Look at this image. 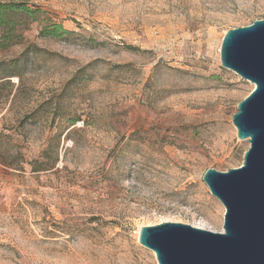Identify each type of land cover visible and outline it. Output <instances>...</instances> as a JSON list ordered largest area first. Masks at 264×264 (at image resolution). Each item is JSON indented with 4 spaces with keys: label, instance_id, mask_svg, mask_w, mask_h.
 <instances>
[{
    "label": "rangeland",
    "instance_id": "obj_1",
    "mask_svg": "<svg viewBox=\"0 0 264 264\" xmlns=\"http://www.w3.org/2000/svg\"><path fill=\"white\" fill-rule=\"evenodd\" d=\"M0 2L42 11L0 48V264H157L140 228L221 232L202 176L241 166L231 118L254 85L219 48L264 0Z\"/></svg>",
    "mask_w": 264,
    "mask_h": 264
},
{
    "label": "water",
    "instance_id": "obj_2",
    "mask_svg": "<svg viewBox=\"0 0 264 264\" xmlns=\"http://www.w3.org/2000/svg\"><path fill=\"white\" fill-rule=\"evenodd\" d=\"M219 61L254 85L231 118L249 148L240 167L202 176L225 209L221 232L170 222L140 228L138 244L157 264H264V19L228 30Z\"/></svg>",
    "mask_w": 264,
    "mask_h": 264
},
{
    "label": "trees",
    "instance_id": "obj_3",
    "mask_svg": "<svg viewBox=\"0 0 264 264\" xmlns=\"http://www.w3.org/2000/svg\"><path fill=\"white\" fill-rule=\"evenodd\" d=\"M42 11L38 6H27L23 2H0V48L7 49L20 43L21 31L28 25L40 21ZM62 25H42L39 36L61 38L68 35Z\"/></svg>",
    "mask_w": 264,
    "mask_h": 264
},
{
    "label": "bare ground",
    "instance_id": "obj_4",
    "mask_svg": "<svg viewBox=\"0 0 264 264\" xmlns=\"http://www.w3.org/2000/svg\"><path fill=\"white\" fill-rule=\"evenodd\" d=\"M197 228L203 229V230H208L204 225H199Z\"/></svg>",
    "mask_w": 264,
    "mask_h": 264
}]
</instances>
